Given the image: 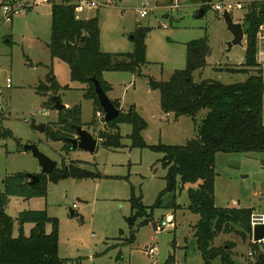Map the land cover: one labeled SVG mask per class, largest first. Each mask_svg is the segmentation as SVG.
<instances>
[{
	"label": "rangeland",
	"instance_id": "obj_1",
	"mask_svg": "<svg viewBox=\"0 0 264 264\" xmlns=\"http://www.w3.org/2000/svg\"><path fill=\"white\" fill-rule=\"evenodd\" d=\"M95 1L101 5L81 15L83 19L98 16L103 51L133 52L137 26L150 28L146 39L148 64L143 73L157 80H169L175 70L184 69L187 43L200 38L208 40L210 56L208 66L195 73L197 82L213 79L232 84L243 82L255 73L253 70L249 74L226 70L243 67L247 36L242 45L229 50L228 43L234 37L223 12H230L234 22L243 24L249 5L247 0H157L155 8L142 19L136 11L139 0ZM217 3L223 5L222 12L215 9ZM201 8L206 12L198 17ZM49 11L48 5L38 6L6 21L0 9V186L4 189L6 176L15 173L43 174L34 154L22 149L27 144H37L43 153L58 162V167L63 162L81 160L83 168L100 176L49 181L46 196L29 199L10 196L8 212L12 209L17 216L25 210H46L50 217L58 218L59 255L77 260L79 264H204L194 235L200 215L188 208V190L192 184L166 194L163 207L155 209L153 220L147 225L139 224L143 219L133 227L129 224L128 218L134 213L133 194L142 197L146 206H152L167 186V169L159 163L163 155L147 147H132L129 123L120 126L123 148L111 150L102 146L97 134L105 128L104 119L96 115L92 100L84 97L85 85L72 81L69 65L51 56L48 44L52 17ZM260 63L264 81V60ZM51 71L61 85L70 87L59 92L62 102L71 107L81 104L82 121L87 123L85 128L99 139L94 154L80 149L64 151L63 141H53L46 132L33 128V120L37 124L45 123L46 127L60 121L59 112L51 105L52 93L43 95L38 88ZM107 76L114 87L110 98L120 99L121 111L127 112L136 105L146 120L147 128L143 132L146 143L184 145L196 137L194 120L188 116L177 119L175 114L163 112L159 92L149 89L145 77L134 78L125 71L108 72ZM8 78L11 79L10 88L7 87ZM206 114L207 110H202L197 121ZM215 170V204L218 207L251 208L253 213L264 214V152H218ZM173 202L180 206H169ZM170 213L175 221L158 228ZM32 227V224L24 226L26 235ZM18 234L16 223L14 235ZM251 241L250 236L230 232L218 235L214 245L234 244V259L248 264L254 258L249 254ZM153 245L158 252L151 257L146 251ZM219 262L215 260L216 264Z\"/></svg>",
	"mask_w": 264,
	"mask_h": 264
},
{
	"label": "trees",
	"instance_id": "obj_2",
	"mask_svg": "<svg viewBox=\"0 0 264 264\" xmlns=\"http://www.w3.org/2000/svg\"><path fill=\"white\" fill-rule=\"evenodd\" d=\"M52 2L51 40L48 44L51 56L69 65L72 81L86 86L83 89L84 97L92 100L95 111H102V107L95 94L92 78L98 79L108 93L112 87L103 78V74L125 71L147 79L149 87L160 94V107L163 112L180 113L195 122L196 137L186 144L149 145L143 138L147 122L135 105L127 112L121 111L115 120L107 123L104 121L105 128L97 134L104 148H123L125 145L120 126L129 123L132 126V133L129 135L132 147H147L161 153L163 156L159 163L167 169V186L154 205L146 206L142 197L133 194L131 202L134 213L128 218L131 227L139 219H143L139 223L141 226L147 225L153 220L155 209L163 207V197L166 194L173 193L178 188L182 189L186 184H192L188 190V208L200 215L194 235L204 264H216V259L220 260L218 264H240L233 256L234 244L216 247L214 240L221 233L230 232L252 237L253 211L251 208L218 207L215 204V158L218 152H264V81L262 65L257 57L258 33L264 24V12L260 5L264 0H247L249 5L242 19L247 36L245 62L239 69H226L246 74L253 70L255 73L250 74L243 82L232 84L213 79L199 82L195 80V73L208 66L210 47L206 38L187 43V65L184 69L175 70L169 80H157L143 73L148 64L146 39L149 27L137 26L133 35V52H106L101 49L98 16L79 19L76 16V5L71 0ZM38 88L46 96L50 93L59 95L61 90L70 89L58 82L53 71L49 72L46 81H42ZM113 102L121 109L119 100L114 99ZM205 109L207 114L198 122L197 115ZM59 114L60 121L47 125L45 132L51 140L63 141L62 149L70 152L73 150L72 145L65 139L76 137L72 126H87V123L82 121L81 104L65 108ZM82 162H63L50 175H38L40 181L36 184H30V179L22 172L6 176L3 181L4 189L0 186V264H79L77 260L65 259L59 255L58 218L50 217L46 210H25L12 217L8 208L10 196L26 199L46 196L49 181L100 176L83 168L80 165ZM169 206L178 208L180 205L173 202ZM16 223L19 226L17 236L14 235ZM26 224L33 225L29 235L24 232ZM250 246L249 254L254 258L248 264H264L263 246L252 241Z\"/></svg>",
	"mask_w": 264,
	"mask_h": 264
},
{
	"label": "water",
	"instance_id": "obj_3",
	"mask_svg": "<svg viewBox=\"0 0 264 264\" xmlns=\"http://www.w3.org/2000/svg\"><path fill=\"white\" fill-rule=\"evenodd\" d=\"M260 9L264 12V3L260 5ZM206 10L201 8L198 13V17H203L205 15ZM168 17V14L164 15ZM223 18L228 26V29L233 34V40L228 43V49L231 50L233 46L242 45L245 39L244 26L241 22H234L230 12L225 11L223 13ZM92 82L94 84L95 94L98 97L100 106L102 107V111L104 113V121L105 123L111 122L118 118L120 115L121 109L118 108L113 100L110 98L108 93L102 87V84L95 77L92 78ZM51 101L53 103L54 108L59 112L67 108V105L62 102L61 98L58 95H52ZM176 118L180 117V113H176ZM32 126L35 130L40 132H45L46 124L41 123L37 124L35 120L32 122ZM73 129L76 132V137L66 138L65 140L72 145L73 150H83L88 153L94 154L97 150L99 139L93 135L90 131L84 128L81 125H73ZM24 151H31L34 156L39 160V163L42 167L43 174L50 175L57 167L58 162L56 160L51 159L45 153H43L37 144H27L23 147ZM27 177L30 179V184H36L40 181V177L34 175L32 173H28ZM9 215L12 217L16 216V213L9 209ZM74 216V213L71 214ZM253 242H257L264 238V224L256 225L253 228L252 232Z\"/></svg>",
	"mask_w": 264,
	"mask_h": 264
},
{
	"label": "built area",
	"instance_id": "obj_4",
	"mask_svg": "<svg viewBox=\"0 0 264 264\" xmlns=\"http://www.w3.org/2000/svg\"><path fill=\"white\" fill-rule=\"evenodd\" d=\"M53 0H0V9L4 14V20L6 21H12V18L24 11L31 10L35 7L42 6L45 4H50ZM157 0H139V5L136 8V11L139 15V17L145 18L149 15L150 11L155 8V2ZM101 5L98 1L95 0H78L76 4V16L78 17L77 13L83 12L85 10L94 9ZM215 9L217 11L223 10V5L220 3H217L215 5ZM224 13V12H223ZM261 59L264 60V24L261 26L260 31L258 33V60L261 62ZM7 87H11V79L8 78L7 80ZM96 115L99 118L104 119V113L103 111L98 110L96 112ZM175 221V216L173 214H168L166 216V219L163 220L158 224V228L168 226L172 224ZM259 224H264V214L263 213H253L251 215V225L252 229ZM253 238V237H252ZM260 246L264 247V238L254 242ZM158 252L157 246L153 245L150 246L146 253L150 255L151 257L155 256Z\"/></svg>",
	"mask_w": 264,
	"mask_h": 264
},
{
	"label": "crops",
	"instance_id": "obj_5",
	"mask_svg": "<svg viewBox=\"0 0 264 264\" xmlns=\"http://www.w3.org/2000/svg\"><path fill=\"white\" fill-rule=\"evenodd\" d=\"M53 1H55V2H57V3H60L61 2V0H53ZM120 1H122V0H120ZM71 2H72V4H77V2H78V0H71ZM105 3H107V4H111V2L110 1H106ZM101 4V3H100ZM50 6V11H49V13L51 14V17H52V6H53V2H51L50 4H45V5H42V6ZM41 6V7H42ZM86 11V10H85ZM85 11H83V12H85ZM83 12H80V13H77L78 14V17H79V19H83V17H82V13ZM94 17V16H93ZM90 18H92V17H89V18H85V19H90ZM51 22H52V20H51ZM110 72H112V71H110ZM107 73L108 72H105L104 74H103V78L111 85V90L108 92V95L111 97V95H110V92H112L113 91V85H112V80L107 76ZM130 73V72H129ZM132 74V73H131ZM133 75V77L134 78H136V76L134 75V74H132ZM148 82V81H147ZM132 83V82H131ZM149 86V85H148ZM86 86H84V88H85ZM83 88V89H84ZM149 89L151 90V91H154V90H152L150 87H149ZM111 99H116V100H119V102H120V99H118V98H111ZM159 104H160V95H159ZM67 105V107H71L69 104H66ZM120 106L122 107V105H121V103H120ZM136 106V105H135ZM137 107V106H136ZM137 110H138V108H137ZM171 114H173V113H171ZM174 115V114H173ZM180 117H181V115H180ZM85 127V126H84Z\"/></svg>",
	"mask_w": 264,
	"mask_h": 264
},
{
	"label": "flooded vegetation",
	"instance_id": "obj_6",
	"mask_svg": "<svg viewBox=\"0 0 264 264\" xmlns=\"http://www.w3.org/2000/svg\"><path fill=\"white\" fill-rule=\"evenodd\" d=\"M60 112V111H59ZM84 127V126H83ZM85 128V127H84Z\"/></svg>",
	"mask_w": 264,
	"mask_h": 264
}]
</instances>
